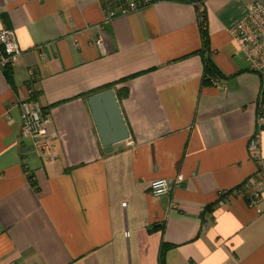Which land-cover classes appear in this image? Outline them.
I'll list each match as a JSON object with an SVG mask.
<instances>
[{"label":"crops","instance_id":"1","mask_svg":"<svg viewBox=\"0 0 264 264\" xmlns=\"http://www.w3.org/2000/svg\"><path fill=\"white\" fill-rule=\"evenodd\" d=\"M252 1L160 0L106 21L102 0H0L22 50L0 71V264H264V187L252 206L245 184L262 79L230 34ZM110 84L130 137L107 153L88 97ZM30 89L54 157L21 135ZM262 154L264 170V132Z\"/></svg>","mask_w":264,"mask_h":264},{"label":"built area","instance_id":"2","mask_svg":"<svg viewBox=\"0 0 264 264\" xmlns=\"http://www.w3.org/2000/svg\"><path fill=\"white\" fill-rule=\"evenodd\" d=\"M160 0H102L105 7V20L110 21L118 15H126L140 10L145 5L153 4ZM230 34L235 43L245 54L250 63V69L260 74L262 87L260 99L262 108L258 112L257 130L249 140V153L252 159L260 166L256 174L251 176L246 185L252 187L246 195L248 202L255 206L261 199L260 189L264 187V170L262 163V135L264 132V0H256L248 3L247 13L231 29ZM100 47H104L102 36L97 40ZM22 50L18 42L16 32L12 28H0V71L13 67L17 64ZM212 84L222 86V79L217 76L212 79ZM34 89L28 91L27 96L19 101L21 109L22 125L21 135L24 138H43L35 144L36 149L54 157L56 152L51 143L45 139L48 129L44 124L43 107L34 97ZM184 176L178 175L175 179L157 178L151 183V192L155 197L162 196L174 190L183 181ZM241 188L220 193L221 204L231 199L233 195H238Z\"/></svg>","mask_w":264,"mask_h":264},{"label":"water","instance_id":"3","mask_svg":"<svg viewBox=\"0 0 264 264\" xmlns=\"http://www.w3.org/2000/svg\"><path fill=\"white\" fill-rule=\"evenodd\" d=\"M88 104L105 152H111L115 144L129 139L130 130L113 87L90 95Z\"/></svg>","mask_w":264,"mask_h":264},{"label":"trees","instance_id":"4","mask_svg":"<svg viewBox=\"0 0 264 264\" xmlns=\"http://www.w3.org/2000/svg\"><path fill=\"white\" fill-rule=\"evenodd\" d=\"M212 70H214V68H213L212 65H210V66L208 67V71H209V72H212ZM110 87H112L111 84H110V85H107L106 87H103V88L99 89L98 91H101V90H104V89H107V88H110ZM98 91H96V92H98ZM96 92H95V93H96ZM261 106H262V102H261V99H260L259 111H260V109L262 108Z\"/></svg>","mask_w":264,"mask_h":264}]
</instances>
